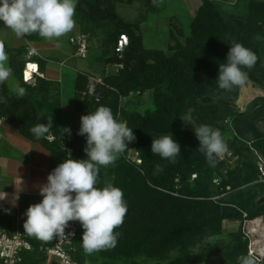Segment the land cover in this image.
Listing matches in <instances>:
<instances>
[{
	"label": "trees",
	"instance_id": "trees-1",
	"mask_svg": "<svg viewBox=\"0 0 264 264\" xmlns=\"http://www.w3.org/2000/svg\"><path fill=\"white\" fill-rule=\"evenodd\" d=\"M133 1L76 0V19L89 25L91 38L96 31L103 36L102 84L92 81L94 75L79 73L71 106L82 116L99 106L109 107L117 120L133 129L135 140L98 172L97 187L113 184L121 188L128 207L123 223L115 229L119 233L116 246L86 252L78 222L71 256L76 264H202L214 258L239 264V258L247 256V241L241 229L224 233V224L241 223L243 213L248 219L264 218V192L256 189L260 184L248 147L251 144L264 157V134L244 111L248 106L262 107L260 112L264 109V0H247L245 14L227 17L220 14L215 0H200L188 34L181 28L170 31L166 50L146 48L139 22L126 23L119 17L115 5ZM138 1L153 11L154 0ZM121 34L128 37L118 61L121 68L106 74V68L116 62L114 48ZM234 41L255 52L257 61L245 69L248 79L244 84L226 91L217 86L218 65ZM0 46L9 57L11 72L21 79L17 57L25 53L17 50L15 55ZM90 85L92 94L88 93ZM246 89H254L256 95L251 101L240 99L242 111H226L216 97L241 98ZM121 97L127 100L122 103ZM0 116L20 135L62 160L66 158L62 143L72 148L71 158L86 159L85 137L78 131L64 132L59 111L39 109L27 97L11 92L5 81L0 82ZM188 116L195 127L208 124L220 129L228 150L214 164L200 150L194 130L184 126ZM39 124L49 126L43 136L33 131ZM48 133L54 141L45 139ZM169 133L180 145L174 162L150 150L152 138ZM233 160L234 166L229 165ZM193 174L196 177L191 179ZM234 192L238 193L234 198L226 199ZM11 226L9 215L0 216L1 229L11 233ZM28 239L34 250L23 254L22 264H44L46 257L37 247L50 241Z\"/></svg>",
	"mask_w": 264,
	"mask_h": 264
},
{
	"label": "clouds",
	"instance_id": "clouds-1",
	"mask_svg": "<svg viewBox=\"0 0 264 264\" xmlns=\"http://www.w3.org/2000/svg\"><path fill=\"white\" fill-rule=\"evenodd\" d=\"M75 8L76 0H0V24L11 29L17 37L37 33L51 40L74 28ZM7 60V53L0 46V82L11 75V68L5 64ZM256 61L255 52L234 41L228 47L225 61L218 65L217 86L231 91L244 84L248 79L245 69H251ZM23 91L19 89L21 94ZM186 119L190 121L191 116ZM193 130L210 164L228 150L220 129L201 124ZM33 131L43 136L49 126L39 124ZM63 131L71 134L70 129ZM78 135L85 137L86 159H73L68 155L52 169L46 183L39 188L42 199L29 205L23 213V229L37 239L51 240L54 235H64L68 222L77 221L82 229L83 249L92 253L116 246L119 233L115 229L123 223L128 211L121 188L113 184L97 187L99 167L112 164L135 140V135L127 122L117 120L107 106H99L81 116ZM150 150L173 162L180 155V145L170 133L152 138ZM3 196L5 198L6 194ZM239 264H256V260L242 256Z\"/></svg>",
	"mask_w": 264,
	"mask_h": 264
},
{
	"label": "crops",
	"instance_id": "crops-1",
	"mask_svg": "<svg viewBox=\"0 0 264 264\" xmlns=\"http://www.w3.org/2000/svg\"><path fill=\"white\" fill-rule=\"evenodd\" d=\"M74 20L75 26L70 32L51 40L37 33L22 38L17 37L11 29L0 24V43L15 51V55L17 50L25 53L17 57L18 71L23 69L27 49L33 47L37 51V55L32 59L38 64L39 74L34 75L30 83L22 81V75L20 79L11 72L19 83L20 89L24 90L20 96L27 97L39 109L46 112L59 111L63 126L67 119L65 111L76 112L71 102L74 98V82L77 75L79 73L94 75L85 70L81 63V60L85 59L76 56L75 45L70 41L71 38L81 34L86 35L89 53L92 39L90 27L75 16ZM77 114L82 116L81 112ZM61 160L62 157L50 153L39 143L20 135L12 125L5 121L2 123L0 128V216L7 214L11 217L13 231L18 230L29 238L40 240L24 232L23 213L29 205L40 202L42 197L39 195V188L46 183L48 174ZM3 193L6 194L5 198ZM54 262V259L47 258L46 264Z\"/></svg>",
	"mask_w": 264,
	"mask_h": 264
},
{
	"label": "rangeland",
	"instance_id": "rangeland-1",
	"mask_svg": "<svg viewBox=\"0 0 264 264\" xmlns=\"http://www.w3.org/2000/svg\"><path fill=\"white\" fill-rule=\"evenodd\" d=\"M246 2L247 0H215L214 4L220 14L223 17L228 15H238L242 16L246 12ZM200 0H154L153 1V11L148 10L142 1H133L131 4L117 3L115 5L116 12L119 17L126 23L139 22V34L142 37L143 45L150 49H161L166 50L169 44V32L173 31L176 33V29L181 28L184 35L189 32V25L192 18L195 15L197 8L199 7ZM103 36L101 31H96V36L91 39L90 51L88 57L85 60H81L82 65L85 70L92 72L94 76L100 77L102 75V53H101V42ZM182 39L180 38V41ZM264 48V44H262ZM264 56V55H263ZM8 67V60L5 62ZM8 89L14 94L20 96L19 92L20 86L15 77L11 74L7 80H4ZM256 95L254 89H246L243 94L237 98H226L223 95L216 96L221 101V107L231 111H242L244 109L242 106V97L245 100H250V98ZM251 101V100H250ZM249 101V102H250ZM250 103L247 104V106ZM262 108V107H261ZM260 107L254 108L251 106L245 107L247 116L254 118L257 124L258 130L264 134V109L260 112ZM66 123L64 128L79 130L80 127V115L77 110L75 113L66 110ZM64 112V113H65ZM189 123V124H188ZM69 124V125H68ZM184 126L188 129L195 128L193 121L187 119L184 120ZM234 160L230 161L229 165L234 166ZM259 186L256 189L264 192V183L259 182ZM238 193H232L226 196V199L234 198ZM261 199V198H260ZM259 199V200H260ZM263 223L261 219L254 221L256 223ZM241 229V224L239 222L225 223L224 233L235 232ZM225 234L221 236L224 238ZM264 245V243H263ZM202 264H228L226 260L222 258H214L208 263Z\"/></svg>",
	"mask_w": 264,
	"mask_h": 264
},
{
	"label": "built area",
	"instance_id": "built-area-1",
	"mask_svg": "<svg viewBox=\"0 0 264 264\" xmlns=\"http://www.w3.org/2000/svg\"><path fill=\"white\" fill-rule=\"evenodd\" d=\"M70 41L75 45V54L81 59H86L88 54V43L87 37L84 34L77 36L76 38H71ZM128 46V37L124 34L119 35L116 45L114 48L116 62L108 66L105 70L106 74L117 73L121 68V64L118 63L122 59V53L124 49ZM37 55V51L33 47L27 49L25 55V62L22 69V81L25 83H30L34 75H38V64L32 59ZM92 81L94 83L102 84V79L98 76H93ZM93 85H90L88 93L92 94ZM139 92L130 93L129 96L138 95ZM122 103H124L127 98H120ZM4 122L3 118L0 116V128ZM123 122V121H122ZM48 142L54 141V136L48 133L45 137ZM248 147L255 158V166L258 175V182L264 183V157L257 151L251 144L248 143ZM61 150L65 154V157L71 155L72 148L66 144H61ZM229 155V153H228ZM224 155H221L223 157ZM64 160L57 163L59 165ZM196 177L195 174L191 175V179ZM213 183L218 185V179L214 178ZM229 190V187H226ZM260 218L264 222V218ZM248 219L246 214L243 213V219L241 221V233L244 240L247 241V256L254 257L256 264H264V246L258 247L259 236L251 231L252 223L255 219ZM77 221H70L64 229L63 236L54 235L53 238L47 245H41L37 247V250L42 252L46 261L47 258L54 259L53 264H76L73 260L71 253L74 251L73 242L77 236ZM34 250L33 245L28 239V236L18 230H14L8 233L6 230L0 228V262L1 264H22L23 254ZM46 261L44 264H46Z\"/></svg>",
	"mask_w": 264,
	"mask_h": 264
},
{
	"label": "bare ground",
	"instance_id": "bare-ground-1",
	"mask_svg": "<svg viewBox=\"0 0 264 264\" xmlns=\"http://www.w3.org/2000/svg\"><path fill=\"white\" fill-rule=\"evenodd\" d=\"M259 218L255 219L254 221L258 220ZM252 223L251 226V231L256 234L257 236H259V240H258V247H262L264 246V222L263 223H259V221H257L256 223ZM262 221V220H261Z\"/></svg>",
	"mask_w": 264,
	"mask_h": 264
}]
</instances>
